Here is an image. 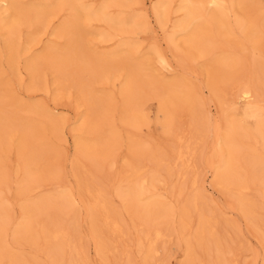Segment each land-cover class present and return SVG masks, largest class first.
Listing matches in <instances>:
<instances>
[{
  "label": "rangeland",
  "instance_id": "1",
  "mask_svg": "<svg viewBox=\"0 0 264 264\" xmlns=\"http://www.w3.org/2000/svg\"><path fill=\"white\" fill-rule=\"evenodd\" d=\"M211 1L0 0V264H264V0Z\"/></svg>",
  "mask_w": 264,
  "mask_h": 264
},
{
  "label": "bare ground",
  "instance_id": "2",
  "mask_svg": "<svg viewBox=\"0 0 264 264\" xmlns=\"http://www.w3.org/2000/svg\"><path fill=\"white\" fill-rule=\"evenodd\" d=\"M186 2V1H185ZM212 3H216V5L217 4H220L221 2H222V0H213V1H211ZM185 5V4H184ZM184 5H182V6H184ZM195 6V5H194ZM219 6V5H218ZM31 7V6H30ZM201 7V6H200ZM221 7V6H220ZM195 8V7H194ZM193 8V6H192V4H190L189 6H186L185 5V7H184V11H186V13H185V15H187V20L185 19V22H183L181 25H180V27L186 32V31H188L189 30V28L191 27V25H192V21H193V18L192 17H194V15L196 16V17H200L201 18V16H202V14L200 13V12H196V13H194L193 12V10H195ZM10 9V8H9ZM181 9H182V7H181ZM220 9H222V8H220ZM163 10V9H162ZM156 11H157V8H156ZM222 11V10H221ZM40 12H41V10H40ZM88 13V12H87ZM222 13V12H221ZM161 15V14H160ZM160 15H159V17H160ZM221 16V15H220ZM209 17V16H208ZM216 17V16H215ZM199 18V19H200ZM210 18V17H209ZM212 18V17H211ZM202 19H203V17H202ZM219 19V18H218ZM210 20V19H209ZM213 20H215V19H213ZM106 21V20H105ZM109 21V20H108ZM202 21V20H201ZM216 21V20H215ZM214 21V22H215ZM220 21V20H219ZM114 22V21H113ZM117 22V21H116ZM208 22L209 21H207V23L206 24H208ZM213 22V23H214ZM217 24H218V22H217ZM209 25V24H208ZM212 25V24H211ZM214 26H215V24H213ZM193 26V25H192ZM218 26V25H217ZM208 27V26H207ZM223 27V26H222ZM221 27V28H222ZM210 28V27H209ZM218 28V27H217ZM242 28V27H241ZM181 29V30H182ZM207 29V28H206ZM224 29H226V28H224ZM243 29V28H242ZM197 30V29H196ZM245 30H248V28H245ZM192 31V30H191ZM221 31H223L222 29H221ZM249 31V30H248ZM208 32V31H207ZM16 33V32H15ZM62 33V32H61ZM210 33H211V31H210ZM210 33L209 34H207L208 35V38L210 37ZM223 33V32H222ZM228 32H226V34H227ZM193 34H194V31H193ZM215 34V33H214ZM15 35V34H14ZM192 35V34H191ZM217 35H219V33L217 34ZM223 35V34H222ZM194 36V35H193ZM213 36V35H212ZM250 36V35H249ZM195 37H197V36H195ZM201 37V36H200ZM222 37V36H221ZM224 37H226V36H224ZM223 37V38H224ZM190 38H192V37H190ZM220 38V37H219ZM195 39V38H194ZM210 39V38H209ZM214 39V38H213ZM227 39V38H226ZM206 40V39H205ZM212 40V39H211ZM195 41H197L196 39H195ZM208 42V41H207ZM206 42V43H207ZM209 42H210V40H209ZM197 43V42H196ZM205 43V44H206ZM212 43V42H211ZM186 44V43H185ZM199 44V43H198ZM205 44H203V42H202V45H203V47L205 46L206 47V45ZM208 45V44H207ZM243 45V44H242ZM197 47V46H196ZM204 47V48H205ZM209 47V46H208ZM200 49V48H199ZM206 49V48H205ZM209 50V49H208ZM205 51V50H204ZM226 56V55H225ZM231 57V56H230ZM226 58V60H223V59H225ZM224 58V56H221L220 55V58L219 59H221L220 60V62L217 60V58H216V60H217V62L219 63L218 65H220V66H222V67H225V68H227V69H229V68H231L234 64H233V58L232 59H228L227 58V56ZM108 61V60H107ZM233 61V62H232ZM70 65V64H69ZM216 65V64H215ZM66 67V66H65ZM111 67V66H110ZM86 68V67H85ZM81 69V68H80ZM102 69H103V67H102ZM129 71V70H128ZM224 77V76H223ZM129 85V84H128ZM130 86V85H129ZM131 87V86H130ZM219 88V87H218ZM214 89H216V86H214ZM248 89V88H247ZM126 92V91H125ZM250 93L248 92V91H243L242 92V96H244L243 98H249L250 97V95H249ZM127 95H128V93H127ZM186 96V95H185ZM130 97V96H129ZM130 100V99H129ZM172 101H173V99H172ZM186 102V101H185ZM189 103V102H188ZM187 105V104H186ZM231 133V132H230ZM227 134H228V132H227ZM226 134V135H227ZM28 146V145H27ZM216 153V152H215ZM257 156V155H256ZM175 158L176 159H182L183 158V154L181 153V152H179V153H177L176 154V156H175ZM94 159V158H93ZM158 163H159V161H158ZM258 163V162H257ZM262 165H263V163H262ZM262 170H264V169H262ZM247 171V170H246ZM29 173V172H28ZM264 173V172H263ZM238 174L239 173H237V171L235 172V168H234V161H233V157L231 156V155H229V156H227V158L223 161V170L222 171H220V173H217V175H216V178H215V181H216V185H221V183L223 184L224 182H225V178H227V177H229V176H231L232 177V179L234 180L233 182H234V184H235V186L237 187V192L239 193V195L241 196V193L244 191V190H246L247 189V187L245 186L246 184L244 183V185L243 184H241V178L238 176ZM215 176V175H214ZM40 179V178H39ZM31 182V181H30ZM133 184V183H132ZM233 184V185H234ZM140 187H141V185H140ZM234 187V186H233ZM145 189V188H144ZM35 189L34 188H31V189H28L27 190V192L28 193H32L33 191H34ZM140 190V189H139ZM264 190V189H263ZM35 192V191H34ZM87 193H88V191H87ZM153 194V193H152ZM243 194V193H242ZM88 195V194H87ZM127 195V194H126ZM263 196H264V192H263ZM99 197H100V195H99ZM100 199V198H99ZM72 200V199H71ZM241 200V199H240ZM62 201H63V199H62ZM100 201V200H99ZM243 203V202H242ZM152 205V204H151ZM248 205H250V204H248ZM29 206V205H28ZM246 206V205H245ZM31 207H32V205H31ZM241 207V206H240ZM250 208L249 209H251L252 210V207L251 206H249ZM148 207H144L143 208V211L145 212V213H148V211L150 210H148L147 209ZM154 208H155V206H154ZM244 209V208H243ZM158 210V209H157ZM161 210V209H160ZM245 210V209H244ZM251 210H249V211H251ZM35 211V210H34ZM246 211V210H245ZM41 212V211H40ZM42 213V212H41ZM102 216V215H101ZM39 222V221H38ZM111 223V222H110ZM52 224V223H51ZM62 224V223H61ZM203 225H205L204 223H203ZM202 225V226H203ZM209 225V224H208ZM211 226V225H210ZM24 227V226H23ZM32 227V226H31ZM51 227H52V225H51ZM58 227V226H57ZM56 227V228H57ZM26 228V227H25ZM151 229V228H150ZM154 229V228H153ZM156 229V228H155ZM202 229V228H201ZM111 230L113 231V232H116V231H118V229L116 228V226L115 225H113V224H111ZM43 232V231H42ZM117 233V232H116ZM153 234H155L156 235V237H158L159 236V233H158V231H155ZM115 236V235H114ZM147 236V233H146V235H145V237ZM151 236V235H150ZM48 237L49 238H52V239H59L60 237H61V235L59 234V231H53L52 233H49V235H48ZM118 237V236H117ZM17 238V237H16ZM37 240V239H36ZM153 250L154 249H152V248H150V250H149V252L151 253V252H153ZM189 251V250H188ZM11 252V251H10ZM6 254H7V252H6ZM23 261V260H22Z\"/></svg>",
  "mask_w": 264,
  "mask_h": 264
}]
</instances>
